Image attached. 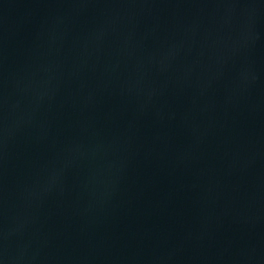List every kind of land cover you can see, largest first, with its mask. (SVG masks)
Masks as SVG:
<instances>
[{"label":"water","instance_id":"1","mask_svg":"<svg viewBox=\"0 0 264 264\" xmlns=\"http://www.w3.org/2000/svg\"><path fill=\"white\" fill-rule=\"evenodd\" d=\"M0 264H264V0H0Z\"/></svg>","mask_w":264,"mask_h":264}]
</instances>
